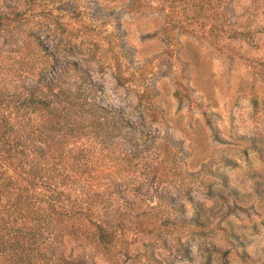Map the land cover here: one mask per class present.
<instances>
[{
    "label": "rangeland",
    "instance_id": "rangeland-1",
    "mask_svg": "<svg viewBox=\"0 0 264 264\" xmlns=\"http://www.w3.org/2000/svg\"><path fill=\"white\" fill-rule=\"evenodd\" d=\"M190 1L0 0L5 109L92 85L123 121L74 144L131 213L95 264H264V0Z\"/></svg>",
    "mask_w": 264,
    "mask_h": 264
},
{
    "label": "trees",
    "instance_id": "trees-1",
    "mask_svg": "<svg viewBox=\"0 0 264 264\" xmlns=\"http://www.w3.org/2000/svg\"><path fill=\"white\" fill-rule=\"evenodd\" d=\"M194 1V12L212 8L211 0ZM91 89L54 93L51 86V96L29 93L12 110L0 100V264H95L87 249L108 253L129 223L130 209L79 187L92 183L101 165L74 144L87 136L102 143L123 125L96 104ZM157 213L159 224L168 222Z\"/></svg>",
    "mask_w": 264,
    "mask_h": 264
}]
</instances>
